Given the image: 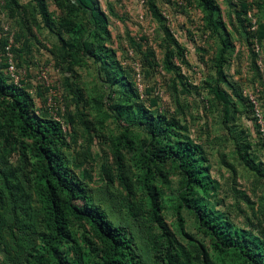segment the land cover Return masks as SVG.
Instances as JSON below:
<instances>
[{
    "label": "rangeland",
    "instance_id": "obj_1",
    "mask_svg": "<svg viewBox=\"0 0 264 264\" xmlns=\"http://www.w3.org/2000/svg\"><path fill=\"white\" fill-rule=\"evenodd\" d=\"M210 1L230 43L220 73L221 37L206 25L198 0H95L107 31L98 41L85 32L80 13L62 23L64 0H0V73L28 95L32 116L58 122L63 142L55 151L91 202L125 231L142 264H201L202 251L213 264L236 260L212 252L196 214L178 207L182 179L175 171L162 169L149 186L141 184L137 158L148 135L133 122L136 105L147 115L174 119L178 139L198 146L209 188L206 195L196 191L197 198L233 227L264 239V136L248 106L250 97L264 101V39L258 38L264 0ZM73 31L86 34L91 50L105 56L107 72L86 54L72 57L67 43ZM177 48L184 62L170 56ZM114 74L134 93L125 101L119 86L111 85ZM214 90L227 99V115ZM122 102L128 113L120 117ZM128 141L135 153L125 148ZM116 142L122 146L119 164ZM23 143L25 149L0 114V262L6 264L32 252L42 229L34 159L30 141ZM148 193L157 204L154 216ZM69 228L74 242L63 247L68 258L100 264V247L88 228L76 221Z\"/></svg>",
    "mask_w": 264,
    "mask_h": 264
},
{
    "label": "trees",
    "instance_id": "obj_2",
    "mask_svg": "<svg viewBox=\"0 0 264 264\" xmlns=\"http://www.w3.org/2000/svg\"><path fill=\"white\" fill-rule=\"evenodd\" d=\"M198 4L206 17V25L221 37V53L216 61L217 71L220 73L224 62L223 54L230 48V43L226 39L224 28L216 21L217 7L210 0H198ZM64 5L66 18L62 23L67 25L71 18L80 13L88 24L85 32H93L96 41L101 39V35L107 34L104 14L96 6L95 0H64ZM40 7L44 13L43 6L40 5ZM240 7L243 10L245 8L242 3ZM258 28H260L258 38L264 39V29L261 26ZM73 34L75 38L67 43L69 49L75 50L72 57L76 56V52L86 54L95 61H99L101 67L107 72L105 56L91 50L92 41L89 42L86 39L87 35H83L82 31L80 33L73 31ZM169 53L170 56L176 54L184 62L179 48L176 49V53L173 51ZM111 85L119 86L123 101L130 97V92L133 93L130 85L116 74L112 77ZM213 93L223 102L224 114L227 115V99L219 91L214 90ZM257 104L264 129V101ZM248 106L251 109L255 127L260 133L254 106L250 102ZM30 107L31 101L28 95L22 89L8 83L0 73V114L7 124L14 128L23 149L26 147L23 146V142L30 141V155L34 159L33 194L37 198L42 214V229L37 233L39 243L32 248V252L14 264H84L80 257H74L72 260L63 251L64 246L74 242L69 228L71 221L86 226L94 240L98 242L101 254L100 264H142L135 257L131 241L125 231L113 225L104 211L91 202L86 194L85 186L70 175L63 158L55 151L57 145L63 142L58 122L32 116L29 112ZM117 107L118 116L128 113L123 102ZM131 111L133 122L139 126L142 125L148 135V140L144 144L145 148L139 152L137 158L140 170H144L141 184L144 187L149 186L156 175H162V169L175 171L176 175L182 179L178 190V207L183 206L196 214L200 229L208 236L212 252L219 256H232L236 260L235 264H264L262 237L252 234L247 229L233 227L221 217L220 213L197 198L196 191L206 195L209 188L206 181L208 179L206 167L203 166V159L199 156L198 146L188 139H178L181 134L177 131L179 126L174 119H168L159 114L147 115L140 105L132 107ZM121 147L119 142L114 143L113 155L118 164ZM126 147L135 153V147L131 141L126 142ZM249 168L254 170L255 167L250 164ZM148 194L151 197L150 209L154 216L157 204L153 193ZM161 228L165 230L162 225ZM164 232L168 235L166 231ZM166 239L169 240V237L166 236ZM0 264L6 263L0 262ZM201 264H213L206 251L201 253Z\"/></svg>",
    "mask_w": 264,
    "mask_h": 264
},
{
    "label": "built area",
    "instance_id": "obj_3",
    "mask_svg": "<svg viewBox=\"0 0 264 264\" xmlns=\"http://www.w3.org/2000/svg\"><path fill=\"white\" fill-rule=\"evenodd\" d=\"M12 71V67H9V72L11 73ZM250 103L253 104L254 106V114L255 116L257 117V122L259 123L260 125V133L264 136V129H263V123H262V115H261V112L258 108V104H257V101L253 98V97H250Z\"/></svg>",
    "mask_w": 264,
    "mask_h": 264
}]
</instances>
